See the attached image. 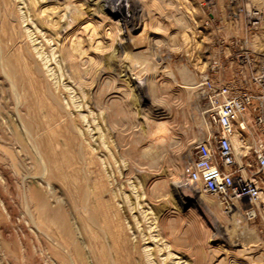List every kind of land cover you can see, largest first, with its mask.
<instances>
[{
  "label": "rangeland",
  "instance_id": "374dc122",
  "mask_svg": "<svg viewBox=\"0 0 264 264\" xmlns=\"http://www.w3.org/2000/svg\"><path fill=\"white\" fill-rule=\"evenodd\" d=\"M263 68L264 0H0V264H264V195L185 176V85Z\"/></svg>",
  "mask_w": 264,
  "mask_h": 264
},
{
  "label": "built area",
  "instance_id": "2783aa9c",
  "mask_svg": "<svg viewBox=\"0 0 264 264\" xmlns=\"http://www.w3.org/2000/svg\"><path fill=\"white\" fill-rule=\"evenodd\" d=\"M255 84L261 89L258 94L212 77L200 83L211 130L196 144L185 167L189 183L218 197L228 208L237 203L247 206L248 217L264 195V68L256 75ZM252 159L254 165L249 162Z\"/></svg>",
  "mask_w": 264,
  "mask_h": 264
},
{
  "label": "bare ground",
  "instance_id": "6f19581e",
  "mask_svg": "<svg viewBox=\"0 0 264 264\" xmlns=\"http://www.w3.org/2000/svg\"><path fill=\"white\" fill-rule=\"evenodd\" d=\"M122 11V10H121ZM100 43V42H99ZM190 75V74H189ZM102 76V74H101ZM186 88L190 89V90H194V89H199L200 88V84H198L196 87H193L192 84L189 82L188 85H185ZM186 89V90H188ZM235 144H236V147L239 148L241 146V140H240V135L237 134L236 138H235ZM206 202V201H205ZM255 205H257V203H255ZM206 206H210L212 207L213 209L215 208L214 206V203L213 202H206ZM255 215V211H254V208L250 210L249 212V216H254Z\"/></svg>",
  "mask_w": 264,
  "mask_h": 264
}]
</instances>
